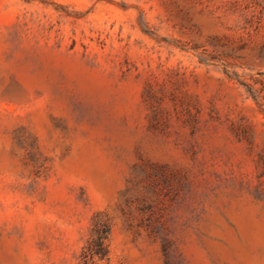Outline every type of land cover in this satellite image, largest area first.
I'll list each match as a JSON object with an SVG mask.
<instances>
[{
	"label": "rangeland",
	"instance_id": "1",
	"mask_svg": "<svg viewBox=\"0 0 264 264\" xmlns=\"http://www.w3.org/2000/svg\"><path fill=\"white\" fill-rule=\"evenodd\" d=\"M264 264V0H0V264Z\"/></svg>",
	"mask_w": 264,
	"mask_h": 264
},
{
	"label": "trees",
	"instance_id": "2",
	"mask_svg": "<svg viewBox=\"0 0 264 264\" xmlns=\"http://www.w3.org/2000/svg\"><path fill=\"white\" fill-rule=\"evenodd\" d=\"M109 224L107 222L95 223L93 233L90 240L83 247L81 253L82 261L80 264H89L96 256L98 258H105L109 253L108 235Z\"/></svg>",
	"mask_w": 264,
	"mask_h": 264
}]
</instances>
